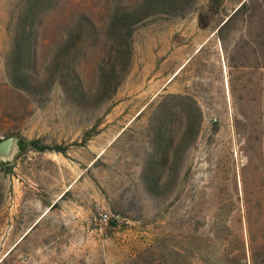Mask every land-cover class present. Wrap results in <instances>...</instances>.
Here are the masks:
<instances>
[{"label":"rangeland","instance_id":"obj_1","mask_svg":"<svg viewBox=\"0 0 264 264\" xmlns=\"http://www.w3.org/2000/svg\"><path fill=\"white\" fill-rule=\"evenodd\" d=\"M238 1L0 0V264H264V72L196 50Z\"/></svg>","mask_w":264,"mask_h":264},{"label":"crops","instance_id":"obj_2","mask_svg":"<svg viewBox=\"0 0 264 264\" xmlns=\"http://www.w3.org/2000/svg\"><path fill=\"white\" fill-rule=\"evenodd\" d=\"M252 2L253 0H239L232 5L215 22L213 28L207 33L204 42L196 49L197 51L200 50L205 42L211 39L214 49L212 58L213 63L218 67L219 80L227 81L228 85L233 81L236 87L248 89L253 87V73L264 72L262 53L252 49L253 40L264 38L261 35L264 33V21H260L258 30L253 28L248 16V6H251ZM258 2L259 8L264 9V1L258 0ZM169 44L171 47V38ZM181 67L165 78L163 84L165 92H173V80Z\"/></svg>","mask_w":264,"mask_h":264},{"label":"trees","instance_id":"obj_3","mask_svg":"<svg viewBox=\"0 0 264 264\" xmlns=\"http://www.w3.org/2000/svg\"><path fill=\"white\" fill-rule=\"evenodd\" d=\"M37 5H34L33 7L35 8ZM32 7V8H33ZM32 15V14H31ZM27 17H25V20H23L21 27H20V31L19 34L17 36V38L14 41V45H13V54H17L16 56V61H19L20 55H25L26 60H28V62L33 59L34 55H35V18L36 15L35 13L30 17V19H26ZM34 34V35H33ZM16 61H15V65L12 66V75L10 76V80L11 82H16V80L21 79L22 81H27L29 79V77L27 75H22L19 70L18 67L16 66ZM78 95L80 96H85L86 94L83 93L82 91H78ZM88 95V94H87ZM163 160L165 161V152L162 151L161 155H160ZM154 185H160L159 183L155 182ZM256 253L253 251H251L250 257L248 259V261H246L245 258H241L240 259V263L245 261V264H261L260 261H258L257 257H256Z\"/></svg>","mask_w":264,"mask_h":264},{"label":"water","instance_id":"obj_4","mask_svg":"<svg viewBox=\"0 0 264 264\" xmlns=\"http://www.w3.org/2000/svg\"><path fill=\"white\" fill-rule=\"evenodd\" d=\"M9 142L7 141H0V152L1 151H7Z\"/></svg>","mask_w":264,"mask_h":264},{"label":"built area","instance_id":"obj_5","mask_svg":"<svg viewBox=\"0 0 264 264\" xmlns=\"http://www.w3.org/2000/svg\"><path fill=\"white\" fill-rule=\"evenodd\" d=\"M107 219H108V217H107L106 214H101V215H100V220H101V221H105V222H106Z\"/></svg>","mask_w":264,"mask_h":264}]
</instances>
